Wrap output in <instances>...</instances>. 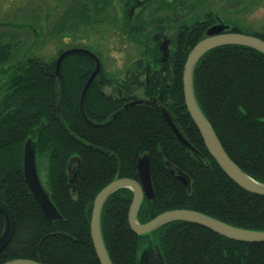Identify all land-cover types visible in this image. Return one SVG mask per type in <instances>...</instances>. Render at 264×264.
<instances>
[{
  "label": "trees",
  "instance_id": "trees-1",
  "mask_svg": "<svg viewBox=\"0 0 264 264\" xmlns=\"http://www.w3.org/2000/svg\"><path fill=\"white\" fill-rule=\"evenodd\" d=\"M112 1L64 0L63 14L80 25H90V12L93 22L112 23ZM159 1L161 8L183 9L184 13L192 5L200 12L204 0ZM233 3L243 13L255 0ZM180 16L174 21L179 33L170 51L169 87L160 103L197 154L179 144L153 104L123 108L124 102L101 92L102 86L113 83L130 95L142 84L141 61L112 80L101 72L100 80L91 83L83 99L84 117L78 100L92 68L90 58L66 56L59 80L54 74L55 58H32L21 72L9 76V87L0 97V202L10 210L15 229L0 252V264L15 259L99 264L89 232L94 198L117 178L137 180V160L142 155L149 160L153 199L142 198L136 213L138 223L164 211L184 209L236 228L264 232V197L238 187L218 167L183 101L185 59L215 17L210 10L188 19ZM62 19L54 31H60ZM157 21L156 29L162 30L163 22ZM221 21L229 26L228 32L256 36L264 42V31L244 30L230 17ZM135 26L126 29L129 40L139 32ZM54 31L52 28V35ZM12 54L13 46L0 43V66ZM191 83L196 104L227 156L264 185V55L238 46L213 49L195 64ZM28 137L34 142L37 171L59 220L45 218L25 185L22 147ZM41 157L44 178L39 172ZM177 172L189 180V190L177 179ZM70 174L75 176L71 183ZM131 199V191L120 188L101 207L100 234L111 264H138L141 250L149 252L150 264H154L155 250L164 264H264V242L233 241L188 222H171L136 235L127 222ZM3 226L0 214V234Z\"/></svg>",
  "mask_w": 264,
  "mask_h": 264
},
{
  "label": "rangeland",
  "instance_id": "rangeland-1",
  "mask_svg": "<svg viewBox=\"0 0 264 264\" xmlns=\"http://www.w3.org/2000/svg\"><path fill=\"white\" fill-rule=\"evenodd\" d=\"M63 1L0 0V43H8L13 46L12 58L8 63L0 66V97L9 87V76L21 72L28 60L55 58L57 49H64L72 44L73 46L76 44L77 47L85 46L97 54L101 68L109 78L121 76L136 61H141L140 81L142 84L140 89L134 92V95H143L144 83L150 79L154 71L159 74L163 64L158 61L162 55L157 49V44L161 41V36H164L171 40L170 49L172 48L179 33L178 29L174 27L176 23L174 21L177 18L180 19V14L188 19L210 10L214 17L216 16L220 20L224 17L237 20L238 25L244 30L264 31V0H255V3L243 13L238 11V6L233 3V0H200V2L203 1V8L200 12L194 9L196 5L194 7L192 5V8L184 13H182L183 9L176 8L175 11H171V8H161L159 0H113L112 10H114L115 21L112 23L93 22L94 15L90 12V25H80L72 17H65ZM110 13L113 12L110 11ZM60 18H63L57 28L60 31H54L56 22L58 24ZM158 18L163 22L160 24L162 30L156 29ZM133 25H136L139 32L129 40L126 29L129 30V26ZM62 26L66 32L60 28ZM156 31H160L159 34L157 33L158 39L152 41L151 37L156 34ZM123 33L124 35L126 33V37ZM170 54L164 69L168 81L170 78ZM148 58L149 60L155 59L152 61L154 69L145 65ZM158 87L162 94V90H165V82L160 79ZM104 93L110 95L109 97L112 96L109 87L104 90ZM155 97L157 99L158 96ZM38 162L41 178H44L42 171H44L45 161L41 157Z\"/></svg>",
  "mask_w": 264,
  "mask_h": 264
},
{
  "label": "water",
  "instance_id": "water-1",
  "mask_svg": "<svg viewBox=\"0 0 264 264\" xmlns=\"http://www.w3.org/2000/svg\"><path fill=\"white\" fill-rule=\"evenodd\" d=\"M228 25L218 22L215 25L210 26L204 33V38L198 41L193 48L189 51L182 70V93L185 109L191 118L192 123L197 129L201 140L210 155L215 161L218 167L224 172V174L238 187L242 188L246 192L264 197V185L255 181L242 171L237 165H235L227 156L222 146L220 145L216 135L211 129L210 125L199 110L192 90V71L198 60L207 52L223 47V46H238L251 50H255L264 55V42L252 35H245L236 32H228ZM168 40H164L159 45V50L162 53L161 61H166L168 55L167 44ZM83 55L90 58L94 65L92 70L84 82L81 89L78 107L81 115H83L82 104L85 94L97 76L100 70V62L98 58L87 49L83 48H70L62 51L54 61V74L56 77H60V65L62 60L68 55ZM140 100H133L126 103L123 108H127L136 104H140ZM159 113L164 122L168 125L173 135L183 148H187L194 154H197L196 150L190 145L185 137L178 131L173 124L169 113L163 106L159 107ZM137 172L138 179H126L117 178L112 182L104 186L95 196L90 224L89 232L92 241V245L95 251V255L99 264H111L106 250L104 248L100 228H99V216L101 207L106 198L114 191L120 188H128L132 193V199L129 205L127 213V222L130 230L136 235H143L152 232L153 230L165 225L167 223L183 221L201 226L209 231L220 235L224 238L247 243L264 242V232L249 231L240 228H236L227 224H224L218 220L212 219L200 213L191 210H171L163 212L150 221L144 224H140L136 221V213L144 196L147 200L153 199V190L150 178L149 160L146 155H142L137 160ZM22 173L25 185L32 195L34 201L39 206L41 212L49 221L59 220L60 216L53 206L48 193L45 191L40 178L38 176L36 161H35V145L34 142L28 138L24 141L22 147ZM177 179L189 190V180L182 176L179 172L176 173ZM69 182L74 181V174H70ZM0 214L4 220L3 230L0 234V252L9 244L12 239L15 223L14 218L10 210L5 204L0 202ZM154 264H164L157 250L153 253ZM148 251H143L139 255L138 264H149ZM3 264H40L31 260L15 259L7 261Z\"/></svg>",
  "mask_w": 264,
  "mask_h": 264
},
{
  "label": "flooded vegetation",
  "instance_id": "flooded-vegetation-1",
  "mask_svg": "<svg viewBox=\"0 0 264 264\" xmlns=\"http://www.w3.org/2000/svg\"><path fill=\"white\" fill-rule=\"evenodd\" d=\"M159 32L160 31H156V34H154L152 37H151V40L152 41H156L157 39H158V34H159ZM158 33V34H157ZM164 36H161V41H159L158 42V44H157V49H158V46L160 45V43L162 42V40H164ZM166 39H168V38H166ZM169 40V43H168V47L170 48V44H171V40L170 39H168ZM76 43V42H75ZM72 47H77V45L76 44H74V46H73V44L70 46H68V47H66V48H64V49H62L58 54H60L62 51H64V50H66V49H69V48H72ZM82 48H86L85 46L84 47H82ZM159 51V50H158ZM160 59H161V57L159 58V60L158 61H160ZM155 59L154 58H152V59H150L149 60V58L145 61V65L147 66V67H149V66H151V68H153L154 69V67H153V65H154V63L152 62V61H154ZM92 61V60H91ZM166 63H167V61L166 62H164L162 65H161V68H160V71H159V74H158V72H157V74L155 73V71L152 73V75H151V77H150V79H147L146 80V82L144 83V86H143V90H144V93H143V95H140V96H137V98L138 99H140V100H142V101H144V102H148V103H151V104H153L154 106L157 104V99H155L156 97L155 96H160L159 94H160V90H159V87H158V85H159V82H160V79L161 80H163L164 82H165V89L168 87V79H166V77H165V72H164V69H165V65H166ZM144 64V63H143ZM93 65H94V62L92 61V67H93ZM91 70H92V68H91ZM91 72V71H90ZM101 72H103V70L102 69H100V71L98 72V74H97V76L94 78V80H97V81H99L100 79H99V75H100V73ZM90 74V73H89ZM89 76V75H88ZM88 78V77H87ZM56 79L57 80H59L60 79V77H56ZM93 80V81H94ZM111 80H112V78H111ZM107 87H109V91H110V93L112 94V98H113V100H115V101H119V102H128V101H130V100H132L133 99V97H135V95H134V92L135 91H137V90H139L140 89V87L139 88H136L130 95H128V94H125V93H123V92H121L120 91V88L118 87V85L117 84H106V85H104V86H102L101 87V92L103 93V94H105L104 93V90H106V88ZM142 88V87H141ZM162 92H164V90H162ZM105 96H108V95H106L105 94ZM110 96V95H109ZM132 98V99H131Z\"/></svg>",
  "mask_w": 264,
  "mask_h": 264
}]
</instances>
